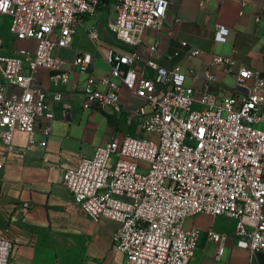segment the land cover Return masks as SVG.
Wrapping results in <instances>:
<instances>
[{
    "label": "built area",
    "instance_id": "obj_1",
    "mask_svg": "<svg viewBox=\"0 0 264 264\" xmlns=\"http://www.w3.org/2000/svg\"><path fill=\"white\" fill-rule=\"evenodd\" d=\"M169 5L168 0H0V19L11 20L14 38L36 42L33 52L3 54L0 39L2 155L24 156L48 146L52 122L68 120L72 110L69 82L76 69L86 75L84 108L124 115L127 130L98 146L93 157L67 167L63 185L82 214L118 224L113 249L126 264H191L203 234L217 245V260L232 238L253 259L264 253V72L186 41L166 55L180 61L164 67L156 54L172 38L166 29ZM101 8L111 12L107 28L115 42L104 58L108 75L98 77L91 53L78 52L67 61L56 51L72 50L81 20ZM226 34L219 26L215 41ZM87 38L100 40L93 30ZM193 59L205 67L203 76L182 69L184 60ZM43 72L50 74L51 91L40 80ZM17 132L26 135L24 144L16 142ZM146 133H158L159 140ZM30 209L29 202L20 207L23 214ZM9 214H3L9 225L0 229V264H11L17 244ZM201 214L228 219L233 234L186 227Z\"/></svg>",
    "mask_w": 264,
    "mask_h": 264
},
{
    "label": "crops",
    "instance_id": "obj_2",
    "mask_svg": "<svg viewBox=\"0 0 264 264\" xmlns=\"http://www.w3.org/2000/svg\"><path fill=\"white\" fill-rule=\"evenodd\" d=\"M166 29L172 30V38H165L156 59L167 68L172 62L166 58L180 46L181 41L218 56L231 57L238 63L250 65L264 72V0H248L246 5L230 0H168ZM103 9L110 14L103 20ZM108 8H101L91 17L83 18L75 38L71 58L57 54L58 58L72 60L78 52L93 55V72L98 77L108 75L104 58L105 48L115 42L108 30L111 19ZM11 20L0 19L1 52L11 54L19 49L33 52L35 41L22 42L10 33ZM219 26L227 29V34L219 42L215 41ZM99 34L100 40L91 42L87 31ZM152 41V40H151ZM191 68L197 76L204 74L205 67L197 59L184 60L182 69ZM43 86L52 90L50 74L40 73ZM86 75L76 69L70 74L69 103L72 110L68 120L52 122V132L47 147L38 145L24 156H3L0 148V229L9 225L3 214L10 212L14 218L17 244L11 264H126L124 256L113 249V235L118 224L109 219L99 222L91 220L75 205L71 192L63 185V174L67 167L75 165L82 157H93L96 148L127 130L124 115L114 116L98 108H84L82 91ZM56 114L60 116L57 108ZM107 115H112L111 122ZM44 139L41 133L37 140ZM26 135L17 132L16 142L24 144ZM24 202L31 209L23 214L20 207ZM209 217L201 214L190 221ZM224 219V221H221ZM210 228L232 235L234 226L226 218H212ZM227 222V223H226ZM226 224L225 229L218 228ZM186 225V224H185ZM189 228V226H186ZM192 227V226H190ZM229 229V230H228ZM217 245L205 234L199 242L191 264H264V253L253 259L247 251L236 247L232 238L226 245L223 256L216 259Z\"/></svg>",
    "mask_w": 264,
    "mask_h": 264
},
{
    "label": "rangeland",
    "instance_id": "obj_3",
    "mask_svg": "<svg viewBox=\"0 0 264 264\" xmlns=\"http://www.w3.org/2000/svg\"><path fill=\"white\" fill-rule=\"evenodd\" d=\"M103 15L104 16H102L101 15V18L103 19V20H108L109 19V17H110V14H109V12L107 11V9H103ZM101 45V47H103L102 49L104 50V51H106L107 53H108V49H109V47L107 48H105V46L104 45H102V44H100ZM57 54H62V56H64L65 58H71V55H72V52L70 51V50H60V49H58L57 51H56V55ZM65 60V59H64ZM218 80L219 81H221L222 80V75H218ZM226 83H227V85L228 86H232L233 85V81L231 80V79H228L227 81H226ZM125 119L124 120H122V123H125ZM145 136L149 139V140H152V141H155V142H157L158 140H159V134L158 133H146L145 134ZM263 213H264V210H263ZM208 216V215H207ZM221 221H224V219H221ZM212 223H213V221H212V217H203V218H200V219H194V220H192V221H190V220H187L186 221V226H196V227H198V228H200V229H207V228H209L211 225H212ZM227 223V222H226ZM218 228H223V229H225L226 228V224H224V225H219V227ZM229 230V229H228Z\"/></svg>",
    "mask_w": 264,
    "mask_h": 264
},
{
    "label": "trees",
    "instance_id": "obj_4",
    "mask_svg": "<svg viewBox=\"0 0 264 264\" xmlns=\"http://www.w3.org/2000/svg\"><path fill=\"white\" fill-rule=\"evenodd\" d=\"M107 117L109 118V120H110L111 122H114V121H113V118H112V115H107Z\"/></svg>",
    "mask_w": 264,
    "mask_h": 264
}]
</instances>
